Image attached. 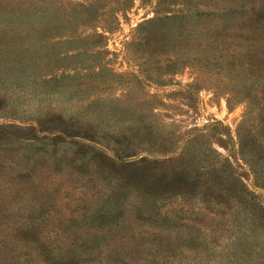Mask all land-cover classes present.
Returning <instances> with one entry per match:
<instances>
[{
	"label": "rangeland",
	"instance_id": "obj_1",
	"mask_svg": "<svg viewBox=\"0 0 264 264\" xmlns=\"http://www.w3.org/2000/svg\"><path fill=\"white\" fill-rule=\"evenodd\" d=\"M259 207L264 0H0V264H264Z\"/></svg>",
	"mask_w": 264,
	"mask_h": 264
},
{
	"label": "trees",
	"instance_id": "obj_2",
	"mask_svg": "<svg viewBox=\"0 0 264 264\" xmlns=\"http://www.w3.org/2000/svg\"><path fill=\"white\" fill-rule=\"evenodd\" d=\"M105 158L108 159L109 162H112L113 159L108 158L107 156H104ZM177 162V159H173L171 161L165 162L164 164H173L174 162ZM113 163V162H112ZM150 164L149 162H147V160L145 158H141L139 159V161L137 162H130V163H124L123 164V168H130L131 166H139V165H143V164ZM158 170L162 171V173L158 174ZM182 167L180 166H176V165H172L171 168L166 167V168H158V164L155 165L154 167H148L146 169H143V172L141 173L140 178L142 180H144V183L147 182L149 179L151 180H155V181H160V182H164L163 184H165L166 188L170 191L171 189H177L179 188L180 191H182L181 193H199V195H201L202 197H204V199H209L207 200L208 202H214L217 204L223 203V201H225V198L223 195H225L229 190L226 188H223L224 190L220 189L218 184V181L216 180H205V178L203 176L200 175H191V174H186L183 173ZM171 178H175L177 179V182H173L169 181L166 184V181L168 179ZM125 179H127L125 177ZM236 182V179H233ZM238 180V179H237ZM173 182V183H171ZM170 184V185H169ZM170 187V188H169ZM241 192V191H239ZM249 193L246 192H241V197H246L249 196ZM230 197V196H229ZM237 199H239V196H234ZM261 210L259 214H257V220L262 224L264 223V208H260ZM264 227V225H263ZM254 233V231H252V234ZM241 237H239L236 232L234 233V237H233V242H237L238 244H240V253H236L234 252L235 258L238 259V261L245 260L248 259V249L246 252V249L243 247V244H241ZM251 238V237H249ZM248 237L245 239H249ZM256 255V253L254 254V256ZM245 264V263H244Z\"/></svg>",
	"mask_w": 264,
	"mask_h": 264
}]
</instances>
